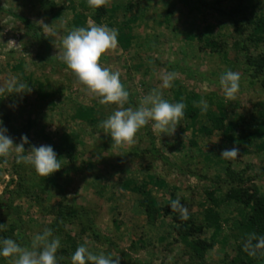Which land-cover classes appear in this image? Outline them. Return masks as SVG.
I'll return each instance as SVG.
<instances>
[{"label":"rangeland","instance_id":"1","mask_svg":"<svg viewBox=\"0 0 264 264\" xmlns=\"http://www.w3.org/2000/svg\"><path fill=\"white\" fill-rule=\"evenodd\" d=\"M102 8L106 13L97 21ZM11 13L40 28L44 49ZM260 19L264 21V0H109L99 9L90 8L87 0H0V86L15 76L31 88L22 95L0 94L2 126L16 144L27 136L25 151L52 146L61 163L46 178L18 162L15 152L0 157V241L11 238L25 247L49 228L69 259L83 245L120 264L246 261L240 225L251 206L228 195L257 190L264 196ZM41 20L50 31L38 25ZM92 23L118 29L117 48L100 63L120 73L129 92L125 107H138L153 90L170 103L186 105L173 135L154 133L150 122L131 146L112 147L99 124L116 106L101 105L56 56L63 36ZM40 50L50 65L40 60ZM251 58L256 64H250ZM165 70L179 73L168 89L159 79ZM228 70L240 74L235 100H226L219 84ZM201 99L207 111L198 106ZM216 119L222 121L221 130ZM66 136L74 141L71 153L60 150ZM234 146L237 158H220ZM178 197L198 225L204 224L208 209L219 215L218 225L191 238L178 236L175 217L180 213L170 208ZM148 199L157 209L153 216L142 204ZM60 215L67 221L58 229ZM88 225L104 242L94 239ZM197 239L213 244L203 260L194 256ZM10 260L0 257V264Z\"/></svg>","mask_w":264,"mask_h":264},{"label":"clouds","instance_id":"2","mask_svg":"<svg viewBox=\"0 0 264 264\" xmlns=\"http://www.w3.org/2000/svg\"><path fill=\"white\" fill-rule=\"evenodd\" d=\"M108 3L109 0H87L88 6L92 9H99ZM37 23L42 25L45 31H50L51 26L44 24L42 20ZM51 34L57 35L55 32ZM117 37L118 29L109 28L107 25L92 23L88 27L74 28L62 37V51L56 56L67 65L77 83L90 95L98 98L101 105L116 106L113 113L99 124L105 134L111 137L112 147L119 149L131 146L135 143L137 133L150 122L154 133L173 135L179 121L184 117L186 105L183 102L170 103L162 98V93L153 90L140 100L138 107H125L129 100V92L121 83L120 73L113 72L100 63L104 54L117 48ZM10 42L15 44L14 41ZM178 76L177 72L162 71L159 75L161 87L164 89L172 87ZM219 84L225 99L235 100L240 89V74L228 70L219 77ZM5 91L9 95H22L30 92L31 88L12 76L0 86V94ZM198 106L202 112L207 111L205 100L201 99ZM2 125L3 121L0 120V157L7 158L15 152L18 154V162L30 164L37 175L46 178L61 169L60 160L57 159L52 146H31L25 151L24 145L29 143L27 136H21V142L16 144ZM239 155V148L234 146L224 149L220 158L234 159ZM170 208L172 211H178L181 219H187L188 209L181 204L179 197L171 202ZM2 227L3 225H0V228ZM59 248V237L53 238L52 230L45 228L42 233L33 237L30 247H22L11 238L3 239L0 241V257L11 258L10 264H58ZM244 250L251 256H255L259 250H264V236L249 234L244 241ZM71 264H120V260L112 259L103 253L93 254L86 246L81 245L72 254Z\"/></svg>","mask_w":264,"mask_h":264},{"label":"trees","instance_id":"3","mask_svg":"<svg viewBox=\"0 0 264 264\" xmlns=\"http://www.w3.org/2000/svg\"><path fill=\"white\" fill-rule=\"evenodd\" d=\"M239 12H241V10H239ZM105 13L106 12L103 10V8L100 9L99 14L96 17V20L97 21L100 20L102 16L105 15ZM11 14L15 18H17L21 23L24 24L28 32H30L33 35V37L36 39L41 49H44L46 46V38L44 34L41 32L40 28L33 25L29 19L23 16H19L14 13H11ZM260 20L258 23H260L261 25L258 26V28L264 30V21L262 19ZM39 58L42 62L48 65L51 64L49 59H45L41 50L39 53ZM249 61H250V64L251 63L256 64V61L253 58H251ZM60 65L62 66V68H65V69L67 68L66 64L62 63ZM216 123H217V129L221 130L223 128L222 121L216 119ZM65 142L66 143L62 144V147L60 149L61 152L71 153L72 151L75 150L74 141L71 140L70 137L66 136ZM0 199H1V196H0ZM228 199L241 201V203L247 206H251V213L249 214L248 218L240 225V233H241V238L243 239L242 240L243 243L246 240L247 236L251 233H255L258 237L264 236V196H262L257 190H254L252 192H248L246 190H243V191L235 190L233 191V193H230L228 195ZM142 204L145 206V211L148 213L149 216H153L156 214L157 212L156 206L155 204L151 203L150 199L145 200L144 202H142ZM3 210L4 208L2 207L1 201H0V213L1 214ZM62 220H64V222L67 221L64 215L58 216V219L55 223L56 228L59 229L64 225V222ZM218 221H219V215L215 214L214 211L211 209H208L207 211H205L204 224L202 225H198L193 219V217L190 215H188L187 219H181L180 215L175 217V222L177 224L176 231H177L178 236L182 238H191L197 234H201L203 233L204 229H206L207 227H213V226L218 225ZM87 228H88L87 230H90V232L92 233V236L94 237L96 241L104 242L103 241L104 237H102V235L97 230H95L94 227L88 225ZM4 233L8 237V234L10 232L4 231ZM104 240H107V239H104ZM28 247H30V245H28ZM211 248H213V244L203 239H197L196 241H194L192 245L194 256L199 258L200 260L204 259L206 251L210 250ZM262 252H264V250H259L255 256H251L248 254V252L245 251L247 259L246 261H243V263L241 264H264V254H261ZM57 257H58L59 264H62V263L71 264V259L65 257L60 249H58L57 251Z\"/></svg>","mask_w":264,"mask_h":264}]
</instances>
